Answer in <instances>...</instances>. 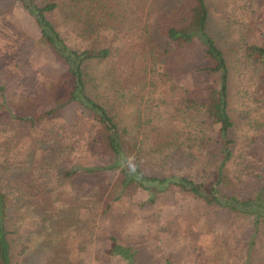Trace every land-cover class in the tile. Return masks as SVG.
<instances>
[{"label":"trees","instance_id":"obj_1","mask_svg":"<svg viewBox=\"0 0 264 264\" xmlns=\"http://www.w3.org/2000/svg\"><path fill=\"white\" fill-rule=\"evenodd\" d=\"M20 1L42 31L39 43L51 46L63 58L68 75L64 81H52L56 98L47 111L34 115L33 102L15 110L12 100L4 98L10 117L0 125V264H15L14 241L7 221L20 210L32 216L56 218L58 229L47 235L49 241L63 236L73 223L83 233V243L88 249L100 214L108 212L116 201L132 206L138 193L146 195L139 203L141 206L156 205L164 191L161 184L224 209L226 217L213 239L218 260L233 255L237 250L233 248V238L251 225L252 233L241 242L245 250L243 264L264 262V176L252 174L240 155L235 154L232 131L236 123L230 112L229 66L210 31L207 0H177L171 11L177 19L166 30L167 37L183 48L204 47L209 65L198 70L221 74L220 86L211 88L209 97L202 99L179 94L173 78L176 71L171 72L166 62L170 49L158 41L149 40L144 66L115 61L118 69L103 68L102 64H107L114 55L111 36L117 0ZM54 14L64 18L75 33L89 39L90 45L81 51L68 47L50 20ZM244 55L252 64L262 65L264 46L248 44ZM64 109L72 110L71 117L63 118L68 127L81 126L83 134L95 135L94 140L86 142L87 154L90 156L89 146L100 144L103 154L112 155L111 164H76L61 174L55 158L40 156L39 130L63 135L59 118ZM211 127L217 131L216 136H211ZM70 149L74 153L80 148L71 145ZM182 157H189L194 163H212L217 180L204 183L185 176L158 177L146 174L143 169L145 160L167 165ZM81 171L118 173L110 191L97 189L79 199L72 187ZM34 183L46 196L39 207L31 197ZM107 240L110 254L122 256L127 264H138L139 244L123 245L115 235H109ZM53 245L54 252L45 263L54 264L57 260V264H63L65 254L59 248L65 245L58 238L47 246ZM82 245L78 247L83 249ZM26 250L24 246L18 254Z\"/></svg>","mask_w":264,"mask_h":264},{"label":"rangeland","instance_id":"obj_2","mask_svg":"<svg viewBox=\"0 0 264 264\" xmlns=\"http://www.w3.org/2000/svg\"><path fill=\"white\" fill-rule=\"evenodd\" d=\"M176 1L117 0L113 18L115 29L111 36L114 55L111 61L102 65L103 68L118 69L116 61L127 66H144L149 40L158 41L170 49L166 62L171 66V72L176 71L173 78L179 94L208 98L211 88L220 86L222 76L218 72L198 70L209 65L203 46L183 48L167 37L168 26L177 19L171 14ZM207 4L211 11L210 31L229 66L230 112L236 123L232 131L236 139L235 154L237 157L240 155L252 174L261 177L264 176V63L252 64L246 59L244 49L248 44L264 46V0H207ZM50 20L71 49L81 51L90 45L91 41L75 33L60 15H51ZM41 35L35 18L20 0H0V125L10 117L5 97L12 100L15 110H22L33 102L31 112L35 115L34 112L47 111L53 105L56 94L53 95L52 81L66 80L68 71L63 58L51 46L39 43ZM67 110L64 109L59 118L64 127L63 135L39 130L37 147L40 156L43 159L55 158L61 174L76 164H111L112 155L103 154L100 144L89 146L90 156L87 154L86 142L94 140L95 135L91 132L83 134L81 126L76 129L68 127L63 118L71 117L72 110ZM212 130L213 127L211 136H216L217 131ZM71 145L80 149L72 153ZM143 169L146 174L158 177L185 176L204 183L217 180V171L212 163H194L189 157L176 158L167 165L145 160ZM117 173L111 171L104 175L81 171L72 189L79 199H85L97 189L107 193ZM160 187L164 191L156 205L141 206L139 203L146 195L138 193L132 206L116 201L108 212L100 214L88 249L85 241L83 243V233L73 223L70 224L63 236L54 239L57 242L58 238L59 243L65 245L59 248L65 254L62 263L127 264L122 256L108 252L107 237L115 235L123 245L139 244L138 264H243L242 252L245 250L241 242L252 233L251 225L233 238V248L237 249L233 255L218 260L215 255L218 248L214 247L213 239L226 217L224 209L216 204H206L178 188L162 184ZM31 197L38 207L46 200L35 183ZM45 218L29 215L24 210L8 218L15 264H53L52 261L45 263L56 247L47 246L50 242L55 243L49 241L47 235L58 228L56 218ZM79 244L84 248L80 249ZM24 246L27 250L19 255ZM259 263L264 264L262 261Z\"/></svg>","mask_w":264,"mask_h":264}]
</instances>
